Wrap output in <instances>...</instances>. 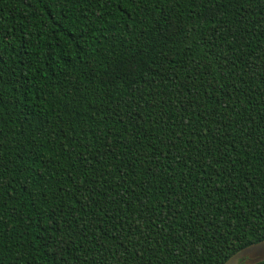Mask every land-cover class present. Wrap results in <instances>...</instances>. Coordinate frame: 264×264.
<instances>
[{
  "label": "trees",
  "instance_id": "1",
  "mask_svg": "<svg viewBox=\"0 0 264 264\" xmlns=\"http://www.w3.org/2000/svg\"><path fill=\"white\" fill-rule=\"evenodd\" d=\"M261 241L264 0H0V264Z\"/></svg>",
  "mask_w": 264,
  "mask_h": 264
},
{
  "label": "water",
  "instance_id": "2",
  "mask_svg": "<svg viewBox=\"0 0 264 264\" xmlns=\"http://www.w3.org/2000/svg\"><path fill=\"white\" fill-rule=\"evenodd\" d=\"M260 262H264V241L241 249L224 264H258Z\"/></svg>",
  "mask_w": 264,
  "mask_h": 264
}]
</instances>
